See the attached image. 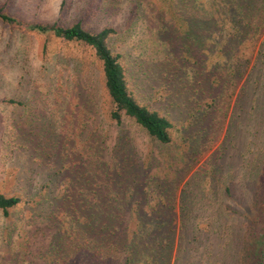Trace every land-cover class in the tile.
I'll list each match as a JSON object with an SVG mask.
<instances>
[{
  "label": "rangeland",
  "instance_id": "1",
  "mask_svg": "<svg viewBox=\"0 0 264 264\" xmlns=\"http://www.w3.org/2000/svg\"><path fill=\"white\" fill-rule=\"evenodd\" d=\"M237 2L229 18L220 0H0L21 23L0 20V194L21 199L0 211V264H124L154 239L169 264L238 263L264 161V0ZM46 23L112 29L171 143L110 120L94 51L24 27Z\"/></svg>",
  "mask_w": 264,
  "mask_h": 264
},
{
  "label": "trees",
  "instance_id": "2",
  "mask_svg": "<svg viewBox=\"0 0 264 264\" xmlns=\"http://www.w3.org/2000/svg\"><path fill=\"white\" fill-rule=\"evenodd\" d=\"M220 1L222 6L214 7V13L219 11L221 12L220 14H226V16L230 18L231 7H233L232 4H237L239 3L237 1H240V10L242 9L241 5L245 0ZM235 12L237 14V11ZM239 16L243 18L244 13L242 12ZM0 20L4 23L15 26L21 25V23L15 18L5 15L1 7ZM25 26L30 31L44 35L51 34L56 38H61L69 42H77L92 49L96 58L102 64L105 88L110 98V120L116 122L118 125H121L123 119L127 118L134 125L142 129V131H144L151 139L164 145L171 143L170 134L173 129L177 130V123L172 122V120H168L164 116H161L157 110L150 108L149 106L148 108L147 106L138 102V98L136 99V95L134 96V92L131 91L128 86L125 70L120 62L119 55L113 53V51L108 46L107 40L110 34L113 33L112 29L106 28L98 33L93 34L84 30L79 23L68 28H62L56 24L47 23L24 24V27ZM195 86L197 87L199 85ZM202 112V110L199 112L198 118L201 117L203 114ZM193 121L194 118L191 122ZM188 129L189 128L185 130ZM231 193L230 187L227 186L224 189L225 197H231ZM154 198L155 197H153V199ZM20 202L21 199L18 197H6L0 194V211H2L4 214H7L9 209L16 207ZM107 206L109 207V205ZM250 209L251 213L247 215L245 214L244 216L247 220V224L242 234L240 258L237 264H264V161L260 163L255 194L252 203L250 204ZM149 215V213L146 214L144 218H142V216H132L131 220L135 219L134 222H136V224L138 222V226H140L142 222L147 223L146 219L147 217H150ZM133 217L135 218L133 219ZM148 222L151 223V220ZM197 248L198 247L196 246L189 247V250H195ZM207 251V254L204 251L197 253L200 257V259H198V264L217 263V258H211L213 253L208 249ZM144 254L145 257H143V254H141L142 256L139 255L140 259L138 260H134L133 254L131 257H127L125 259L124 264H148V260L150 261L152 254L149 252H144Z\"/></svg>",
  "mask_w": 264,
  "mask_h": 264
},
{
  "label": "crops",
  "instance_id": "3",
  "mask_svg": "<svg viewBox=\"0 0 264 264\" xmlns=\"http://www.w3.org/2000/svg\"><path fill=\"white\" fill-rule=\"evenodd\" d=\"M157 226L161 227L159 224ZM158 227H154L153 229L158 228ZM153 229L151 230V232H153V234H155L156 229L154 231H153ZM162 237H163V235H162ZM156 247H158V244L157 243L155 244V239H154L152 244L150 245V248L152 249V256H151V259H150V264H157L158 262H161L160 260H163L162 262H164V264H166V263L169 264L170 257H169L168 253H162L161 252L160 255L163 256L164 258L163 259H157V257H159V256L156 255L157 251H154V250L157 249Z\"/></svg>",
  "mask_w": 264,
  "mask_h": 264
}]
</instances>
